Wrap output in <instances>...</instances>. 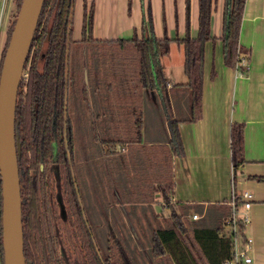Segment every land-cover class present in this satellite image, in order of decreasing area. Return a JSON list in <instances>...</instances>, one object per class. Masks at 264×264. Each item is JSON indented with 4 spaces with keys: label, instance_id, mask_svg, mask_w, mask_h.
Masks as SVG:
<instances>
[{
    "label": "trees",
    "instance_id": "trees-1",
    "mask_svg": "<svg viewBox=\"0 0 264 264\" xmlns=\"http://www.w3.org/2000/svg\"><path fill=\"white\" fill-rule=\"evenodd\" d=\"M22 2H15L17 9L6 34V49ZM246 2L226 0L222 37L225 64L243 70L245 75L250 71L249 59H244L247 67H241L240 36ZM215 3L216 0H200L197 38L190 35L191 0H186L185 39L172 40L167 35L157 39L152 32L147 33L148 27L152 28L149 6L142 38L136 34L132 39L110 41L93 38L95 7L92 5L88 11L86 4L83 37L78 41L73 33L76 0L45 1L16 114L17 134L22 142L19 168L27 264H134L124 245L114 241L112 231L109 247L104 250L88 224L75 174L76 131L87 113L105 164L109 159L111 163V158L125 164V146L132 150L138 146L147 158L135 165L145 164L143 171L152 170L153 179L143 172L138 189L131 193L135 202L162 203L163 209L171 210L167 217L155 216L158 227L151 238L152 264H224L233 257L234 238L227 225L233 215L230 203L206 206L173 201L174 158L185 156L179 126L197 122L203 116L205 45L216 41L211 35ZM173 43L184 46L188 81L170 86L162 58L170 53ZM5 54L6 51L4 58ZM100 65L105 66L102 74ZM157 97L170 114L168 125L164 124L168 141L147 146L143 144L142 106L145 99L158 100ZM173 103L181 105L178 115L171 109ZM231 140L233 164L239 168L245 162L242 125H233ZM113 196L115 201L120 200L118 194ZM235 203L239 208L240 199L236 198ZM192 213L201 218L192 221ZM240 228L246 244V225L240 223ZM67 243H72L73 253ZM61 245H65L64 253ZM0 250L1 263L5 264L2 224Z\"/></svg>",
    "mask_w": 264,
    "mask_h": 264
},
{
    "label": "crops",
    "instance_id": "crops-1",
    "mask_svg": "<svg viewBox=\"0 0 264 264\" xmlns=\"http://www.w3.org/2000/svg\"><path fill=\"white\" fill-rule=\"evenodd\" d=\"M86 4L88 11L92 5L95 7L93 38L97 41L128 40L136 34L142 38L149 6L152 28L148 27L147 33L152 32L157 39L167 35L172 40H183L187 36L186 0H76L73 33L78 41L83 37ZM225 5L226 0H216L211 23L216 41L205 45L203 116L197 122L179 126L185 156L174 158L173 201L206 206L231 204L237 195L240 212L245 213L242 196L251 193L252 207L247 211L251 221L246 226L251 245L247 250L251 264H264V0H247L245 6L240 45L242 59H249L247 75L225 64ZM5 8L6 2L0 0V18ZM199 19L200 0H191L192 38L199 35ZM176 45L185 57L184 46ZM171 52L172 47L162 58L170 86L185 84V73L186 78L178 82L167 71L165 62ZM235 124L244 127L245 162L239 168L234 167L231 150Z\"/></svg>",
    "mask_w": 264,
    "mask_h": 264
},
{
    "label": "rangeland",
    "instance_id": "rangeland-1",
    "mask_svg": "<svg viewBox=\"0 0 264 264\" xmlns=\"http://www.w3.org/2000/svg\"><path fill=\"white\" fill-rule=\"evenodd\" d=\"M16 9L17 7L13 0L6 1L5 15L2 17V44L5 51L6 44L4 45V43L6 42L5 37L9 28V15L11 16L13 10V17L16 14ZM176 44L178 43L173 44L171 55L168 58V62L165 63L168 66L167 71L171 78L179 82L181 78H186L184 75L185 57L184 54L178 52ZM91 54L89 50V66H91L92 62ZM104 68L105 66L101 68L100 65L101 74ZM157 98L158 100L152 101L145 99L142 106L145 118L143 140H146L144 144L147 146H151L152 143L158 144L168 141L164 124L168 125L170 114L164 103L159 102L161 101L160 98ZM159 103L161 104L159 105ZM178 107H181V105L178 106L177 103H173L171 109L174 114L178 115V110H180ZM86 117L87 119H84L83 124L79 125L78 132L76 131L77 163L75 174L88 224L93 227V234H96L99 238L101 249L105 250L109 247L108 238L111 236L110 231H112L114 241H119L124 245V249L134 264H152L149 257L152 252L151 238L153 231L158 227L155 222V216L158 214L161 217H167L171 214V210L163 209L161 202V204L154 203L152 205L135 202L137 199L131 193H133L134 189H138V180L146 170L143 171L145 164L137 167L135 163L141 164L146 157L144 158L143 154L140 153L138 146L134 150L125 146L126 150L123 151L126 158L125 164H122L118 158L114 160L111 158L112 162L110 163L109 159L106 162L109 164H105L102 160L103 156L99 145L93 139L90 114L87 113ZM147 167L150 168L151 164L147 163ZM148 170L147 172L145 171L148 175L153 173L152 170L150 172ZM150 176L152 177V175ZM113 193L118 194L120 200L115 201ZM137 193L144 192L138 190ZM157 197H159V194ZM194 215L192 213V216H190L192 221H196ZM56 231L60 235L58 227H56ZM229 233H231L230 230ZM67 245L73 253L72 243H67ZM60 248L62 253H64L65 245H61Z\"/></svg>",
    "mask_w": 264,
    "mask_h": 264
},
{
    "label": "water",
    "instance_id": "water-1",
    "mask_svg": "<svg viewBox=\"0 0 264 264\" xmlns=\"http://www.w3.org/2000/svg\"><path fill=\"white\" fill-rule=\"evenodd\" d=\"M46 0H23L6 49L0 76V177L2 244L5 264H27L17 134V105L25 67Z\"/></svg>",
    "mask_w": 264,
    "mask_h": 264
},
{
    "label": "built area",
    "instance_id": "built-area-1",
    "mask_svg": "<svg viewBox=\"0 0 264 264\" xmlns=\"http://www.w3.org/2000/svg\"><path fill=\"white\" fill-rule=\"evenodd\" d=\"M4 3L7 0H3ZM2 27H3V22H2V17L0 18V76L2 72V67H3V61H4V53H5V48L3 50V44H2ZM6 42L4 43V45ZM247 67L246 61L243 59L241 67ZM239 71V70H238ZM240 72V71H239ZM243 70L241 71V74L243 75ZM27 78L26 72L24 73V79ZM1 177H0V221L2 218V197H1ZM237 195H235L236 199ZM234 201L231 203L233 207V215L232 217L227 221V225L229 226V230L234 238V252H233V257L229 260H227L224 264H251L253 262L252 258L249 257L248 255V248L251 245V240L248 239L246 244L243 242V236L241 233V228H240V223L245 224L246 226L250 223L251 218L249 216V211L252 207V199L253 195L249 192H245L244 195L242 196V201L244 204V208L247 210L245 213H241L240 209L237 207L236 203ZM194 219L198 220L199 216L194 215Z\"/></svg>",
    "mask_w": 264,
    "mask_h": 264
},
{
    "label": "flooded vegetation",
    "instance_id": "flooded-vegetation-1",
    "mask_svg": "<svg viewBox=\"0 0 264 264\" xmlns=\"http://www.w3.org/2000/svg\"><path fill=\"white\" fill-rule=\"evenodd\" d=\"M27 74V73H26ZM27 78H28V74H27ZM27 78H26V80H27Z\"/></svg>",
    "mask_w": 264,
    "mask_h": 264
}]
</instances>
